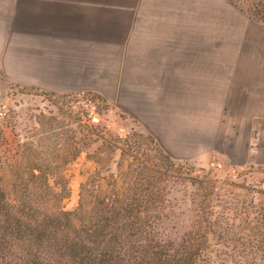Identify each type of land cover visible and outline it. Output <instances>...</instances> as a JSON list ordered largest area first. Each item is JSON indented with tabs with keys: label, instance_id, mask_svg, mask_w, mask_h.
<instances>
[{
	"label": "crops",
	"instance_id": "1",
	"mask_svg": "<svg viewBox=\"0 0 264 264\" xmlns=\"http://www.w3.org/2000/svg\"><path fill=\"white\" fill-rule=\"evenodd\" d=\"M236 1L0 0V95L94 91L171 161L264 168V0Z\"/></svg>",
	"mask_w": 264,
	"mask_h": 264
},
{
	"label": "trees",
	"instance_id": "2",
	"mask_svg": "<svg viewBox=\"0 0 264 264\" xmlns=\"http://www.w3.org/2000/svg\"><path fill=\"white\" fill-rule=\"evenodd\" d=\"M145 143L138 136L129 144L138 150L121 185L116 173L106 187L80 191L71 210L49 178L86 143L75 142L60 162L24 142L0 144V264H264V203L242 207L239 221L215 218L214 181L177 189L175 176L144 154Z\"/></svg>",
	"mask_w": 264,
	"mask_h": 264
},
{
	"label": "rangeland",
	"instance_id": "3",
	"mask_svg": "<svg viewBox=\"0 0 264 264\" xmlns=\"http://www.w3.org/2000/svg\"><path fill=\"white\" fill-rule=\"evenodd\" d=\"M2 98L6 100L8 117L0 119V144L24 142L36 147L42 158L57 162L62 160L66 155L65 150L71 148L75 142L82 140L87 144V148L75 158L65 164H59L58 169L49 178V184L61 196V206L65 210L76 207L80 191L90 186L95 187V184L104 188L110 179H115L116 173L117 185L122 184L120 176L128 168L133 169L134 163L131 157L134 151L138 150V144L131 147L129 144L132 145L133 140L138 136L145 137L144 154L158 168L175 176L173 181L177 189L183 188L194 179L207 177L214 181L215 218L221 219L226 215L228 219L239 221L243 219V215H240L243 208L250 210V206L255 207L258 203L262 205L264 203V168L238 170L237 177L231 179L226 168L218 171L208 167L207 164L197 166L187 162L171 161L151 137L130 119L124 117L117 110L114 102L102 95H100L101 100L108 103L107 109L105 108L106 119L113 120V114L117 113L115 120L123 127L121 134L106 128L104 124L96 127L84 125L80 121L83 105L73 95H58L11 86L0 95V100ZM2 146L0 150L4 151L5 146ZM122 146L124 149L116 148ZM106 170L108 172L104 173ZM175 195L180 198L183 194L177 191ZM220 199L221 205L224 203L223 200L228 202L224 203V209L218 206ZM228 204L234 209V214L226 211L225 207ZM210 245L212 251L214 241H211ZM216 248L219 249L217 245Z\"/></svg>",
	"mask_w": 264,
	"mask_h": 264
},
{
	"label": "built area",
	"instance_id": "4",
	"mask_svg": "<svg viewBox=\"0 0 264 264\" xmlns=\"http://www.w3.org/2000/svg\"><path fill=\"white\" fill-rule=\"evenodd\" d=\"M236 2H239L238 0ZM241 3V2H239ZM252 15L254 17H257V19L262 20L264 15V5L260 4H254L252 5ZM63 95H73L77 99H79V102L83 105L81 111H80V121L90 127H96L99 125L104 124L106 128H110L112 131H114L117 134H121L123 132V127L115 120L117 117V113L113 114L114 119L109 120L106 119V111L107 109L106 104L107 102H103L100 98V95L95 94L93 91H77L76 93H67ZM11 96V94H10ZM6 100L2 98L0 100V119H5L8 117V110L6 105ZM106 106V107H104ZM103 107V108H102ZM208 167H211L212 169L222 171L223 168H225V165L223 161L215 160L210 161L207 163ZM227 174L230 176L231 179H234L238 175V169L236 167L230 166L227 169Z\"/></svg>",
	"mask_w": 264,
	"mask_h": 264
}]
</instances>
